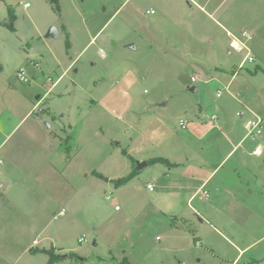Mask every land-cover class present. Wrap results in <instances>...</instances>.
I'll list each match as a JSON object with an SVG mask.
<instances>
[{
	"label": "rangeland",
	"instance_id": "rangeland-1",
	"mask_svg": "<svg viewBox=\"0 0 264 264\" xmlns=\"http://www.w3.org/2000/svg\"><path fill=\"white\" fill-rule=\"evenodd\" d=\"M227 1L221 26L187 0H0V194L13 203L0 201V264L16 253L47 264L49 250L76 254L63 264H232L231 241L255 242L235 264H264V125L258 137L245 129L264 119V0ZM227 29L240 51L232 41L227 53ZM199 103L203 124L218 114L215 130L244 138L208 181L226 188L217 200L188 201L194 146L180 119L189 125ZM249 143L262 151L241 153ZM146 155L183 164L170 175L173 164ZM204 155L209 168L221 161ZM240 156L241 184L226 172ZM228 191L242 210L224 227L215 212L228 214Z\"/></svg>",
	"mask_w": 264,
	"mask_h": 264
},
{
	"label": "crops",
	"instance_id": "crops-1",
	"mask_svg": "<svg viewBox=\"0 0 264 264\" xmlns=\"http://www.w3.org/2000/svg\"><path fill=\"white\" fill-rule=\"evenodd\" d=\"M227 2H228L227 0H187L186 3H188L187 6H188V9L190 10V12L196 11V12H198V14H196V15H198L200 17L201 16L206 17V18H204V20L208 19V20L212 21L213 23L222 26L223 25L222 22L227 23L228 17H229V15H228V8L229 7L226 6ZM25 4H27V3H25ZM26 7H29V6H26ZM148 11H153V10L148 9L146 11L147 14H150L152 12L149 13ZM154 12H155V9H154ZM190 28H191V26H190ZM226 32H227V35H230L232 37L231 40L226 41L227 43H226V47H225L227 50V53L230 54L231 51L228 48H229L230 43L232 41H233V43L235 41H237L241 45H243L244 43L242 44L241 39H235L236 35L230 29H227ZM245 33L248 35L247 32H245ZM237 51H240V50H237ZM189 86H191V85H188L187 87H189ZM194 88H195V90H194ZM191 89L193 92L198 91V88L196 86H192ZM39 98H40V96H39ZM194 111L195 112H194L193 116L189 117V119H188V121L190 123L189 125L187 124L186 120H184L183 118L180 119V122L182 120L185 121L186 127L184 129H186L189 126L188 127V129H189L188 141H190L191 144L194 146L192 150H190L188 153H186V156H187L186 158L188 161H190V163H189L190 165L187 166L188 175H189V177H192V178L194 177V179H195L194 180L195 182L193 183L191 188L186 187V189L190 191V193H189L190 196H189L188 201H191V200L196 199L198 197L201 201H204V200H206V198H211V196L214 197V194H212V192L215 193V197H216V195H218V196H220L219 199H221V194H218V193H222L221 190L224 191V189H226V188L224 187L223 189H220L221 187L219 184L218 185L214 184L215 187H211L210 189H208L207 188V186L209 185L208 181H209V179H211V177H213V175L216 173V171L219 170L218 168L223 164V162L225 160H227L233 154V152H237L236 149L240 146L241 143L242 144L244 143L243 142L244 138L240 137L235 132V130L233 128H230L228 131V130H225L224 127L219 126V128L217 130H215L216 128H214V126L217 125L216 122L219 119L218 114H213L208 119V121L205 124H203L202 119L205 117V111H204L201 103H199L197 110H194ZM241 116L243 117L244 113H242ZM248 120L249 119H247V121ZM247 121H246V123H247ZM246 123H245V129L247 130ZM217 131H219V132H217ZM246 136H247V133H246ZM221 140L223 142H222L221 146L218 148L211 149L212 145H208V144H210L209 143L210 141H214V143L215 142L220 143ZM223 145H224V147H223ZM256 148H258V151L254 152ZM262 148L263 147H260V145L254 146L253 143H249V146L247 148L243 149L241 153L245 154L247 152V150L250 149L249 150L250 155H255V154L260 153L262 151ZM207 149L209 150V153L212 152L213 154H217L218 152H220V154H221V161L219 163L213 165V166L210 165L211 168H209V164L207 161V160H209V158L205 157V155H204L206 153ZM176 153H180V152H176ZM149 156L150 155H146V157H145L146 159H148V164H150L149 160L153 159V158H164L169 163L173 164V168H171V170H170V175H172L174 173L173 170L177 169V168H174L176 165L183 164V160L177 161L178 159L175 156L173 157L171 155L170 156L172 158L162 157V156H154V157H149ZM242 157L243 156L238 157V160L236 162H234L230 166V168H229V166H227L228 170H226L227 173H232V175L235 176V178L237 177V180L236 179L235 180L238 181L240 184H241V181H240L241 179L239 176V174H240L239 170H242L244 168L243 166H246L245 160H243ZM0 163H2V160H0ZM195 168H197V169H195ZM4 170H5V172L0 171V177H1L0 188H4L5 190H8L10 188V183L8 182L10 179V175H9L10 172H9L8 167H5ZM196 171H198L199 173H196ZM221 182H222V180H220V183ZM224 194H225V191H224ZM227 194H229V197L231 198V199L228 198L224 203L226 210H228V214L223 215V213H221V212H215V216L217 219H219L218 222L224 227H228V224L236 226V225H239V223L238 222L235 223V222H233V220H235L237 218V212L242 210L241 201H239L238 194L236 193V191L235 192L228 191ZM0 195L2 196L0 198V201L4 204L8 203L7 204L8 208L11 205H13L12 201H6V199H7L6 195H2V194H0ZM216 200H217V197H216ZM115 209H116V206H115ZM116 210H119V209H116ZM201 215L204 216L202 213H201ZM204 218H206V217L204 216ZM233 234L235 235V233H233ZM231 242L236 247L235 249L238 252L237 257H235V259L232 260V264H235L237 259L239 258V256L243 252H245V250H247L248 248H251L252 244L255 243V242H253L251 244H243L242 246H237L233 243V241H231ZM95 245H96V243H95ZM11 248H12V245H11ZM27 248H29V246L25 247L24 251ZM30 252H33L32 248H30ZM56 254H60V253H56ZM65 257L68 258L69 254H67V256H65ZM2 259L3 258L0 256V262ZM18 260H19V258H18V255L16 253L15 257H13L12 259L6 260V261H9L8 264H18L19 263ZM64 260H66V259L57 261L54 264H63ZM85 260H86V258H85ZM253 260H256V259L254 258Z\"/></svg>",
	"mask_w": 264,
	"mask_h": 264
},
{
	"label": "built area",
	"instance_id": "built-area-1",
	"mask_svg": "<svg viewBox=\"0 0 264 264\" xmlns=\"http://www.w3.org/2000/svg\"><path fill=\"white\" fill-rule=\"evenodd\" d=\"M25 6H29V4H25ZM149 13L150 12H154L153 11H148ZM18 77L20 78L21 81H24V82H28L29 79L28 77L26 76V68L25 67H21L19 70H18V73H17ZM218 96H220V93L218 94ZM180 125L185 128L186 125H185V121H181L180 122ZM264 125V119L261 118V117H257L255 120L254 119H249L246 123V128H247V137H258L262 134V127ZM258 151V148L255 149L254 152H257ZM147 187L152 190L153 189V186L152 184H148ZM116 209H119V206H116ZM84 241H87L86 238L82 237V238H79V242H84Z\"/></svg>",
	"mask_w": 264,
	"mask_h": 264
},
{
	"label": "trees",
	"instance_id": "trees-1",
	"mask_svg": "<svg viewBox=\"0 0 264 264\" xmlns=\"http://www.w3.org/2000/svg\"><path fill=\"white\" fill-rule=\"evenodd\" d=\"M53 5H54V9L57 11V12H60V7H59V4L57 2H52ZM56 5V6H55ZM14 17V13L12 14V18ZM13 27V26H12ZM14 30V28H12ZM67 150V149H66ZM67 152L69 153V149L67 150ZM68 158H70V156L68 155ZM157 162H162V163H169L166 159L164 158H153L151 161H150V164L151 163H157ZM136 173V170H134L129 176L127 177H124V178H121L118 183L119 184H125L128 179H130L131 177H133ZM50 252V256H49V261L47 264H54L55 262L57 261H60V260H63L65 258V256H63L62 254H56L54 252V250H49ZM73 255H76V254H69V256H73ZM77 257V256H76Z\"/></svg>",
	"mask_w": 264,
	"mask_h": 264
},
{
	"label": "water",
	"instance_id": "water-1",
	"mask_svg": "<svg viewBox=\"0 0 264 264\" xmlns=\"http://www.w3.org/2000/svg\"><path fill=\"white\" fill-rule=\"evenodd\" d=\"M57 35H58V31H57V29H56L54 26H52V27L49 29V31H48V33H47V36H48V37H56ZM129 47H131V48H136V46H135L134 44H130ZM194 90H195V88H194ZM138 164H139L138 168H141L142 163H141V162H138ZM144 164H147V162H145ZM66 256H67V255H66ZM81 259H82V260H85V258H81Z\"/></svg>",
	"mask_w": 264,
	"mask_h": 264
},
{
	"label": "bare ground",
	"instance_id": "bare-ground-1",
	"mask_svg": "<svg viewBox=\"0 0 264 264\" xmlns=\"http://www.w3.org/2000/svg\"><path fill=\"white\" fill-rule=\"evenodd\" d=\"M233 44H234L233 46H234L236 49H239L238 47L241 46V45H239V42H237V41H235Z\"/></svg>",
	"mask_w": 264,
	"mask_h": 264
}]
</instances>
